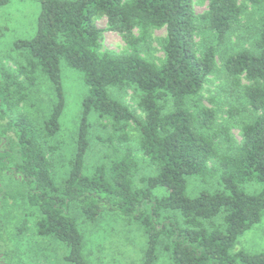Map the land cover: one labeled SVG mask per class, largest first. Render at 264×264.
I'll return each instance as SVG.
<instances>
[{
    "label": "trees",
    "instance_id": "obj_1",
    "mask_svg": "<svg viewBox=\"0 0 264 264\" xmlns=\"http://www.w3.org/2000/svg\"><path fill=\"white\" fill-rule=\"evenodd\" d=\"M208 1L198 15L196 0H40L36 36L15 44L27 53V63L17 71L0 65V196L5 177L23 183L27 203L40 212L37 234L65 244L67 261L90 264L76 213L97 222L108 210L144 228L143 264H155L160 246L174 264H264V252H234L239 237L264 214V10L260 51L239 50L223 61L232 91L241 89L252 118L238 121V110L230 107V123L218 125V111L200 104L219 70L221 45L242 26L246 6L262 7L264 0ZM8 2L0 0V7ZM104 17L126 52L102 50L97 22ZM160 29L166 36L158 63L142 48ZM62 61L82 73L88 94L69 175L58 183L49 142L61 129L65 106ZM38 72L56 95L43 122L20 110ZM128 89L138 96L140 114L114 95ZM91 115L106 135L99 138L105 150L89 172ZM233 122L240 124V143ZM142 159L154 174L138 185ZM193 178L217 180L220 188L189 196ZM250 183L261 191L246 192ZM5 254L0 247V264H8Z\"/></svg>",
    "mask_w": 264,
    "mask_h": 264
},
{
    "label": "rangeland",
    "instance_id": "obj_2",
    "mask_svg": "<svg viewBox=\"0 0 264 264\" xmlns=\"http://www.w3.org/2000/svg\"><path fill=\"white\" fill-rule=\"evenodd\" d=\"M195 12L200 15L208 9V0H196ZM264 6L247 5L242 26L233 31L225 44L221 45L218 61L219 70L210 77L200 99V104L218 111V125H228L230 107L238 110L237 120L248 121L253 113L243 99L241 89L232 91L225 74L223 61L225 56L239 50L249 49L259 52L256 46L260 30V18ZM41 13L40 0H9L8 4L0 7V65L17 71L27 63L28 55L25 51L17 50L18 41L30 40L37 34L38 18ZM103 31L102 50L122 54L128 50L121 35L110 31L107 19L101 18L97 22ZM138 34L139 32L136 31ZM166 30H154L148 42L142 48L143 55L159 63L164 58L162 41ZM61 75L65 106L60 118L61 129L50 140L54 147L51 158L54 163L53 174L58 183L69 175L70 161L76 151L77 134L82 115V103L88 94L81 72L69 67L65 61L61 63ZM37 86L30 98L21 104L20 110L29 113L36 120L43 122L50 114L56 95L52 84L41 73H37ZM24 80V77L21 76ZM244 83H247L244 81ZM115 97L129 104L137 110L138 96L133 89L117 90ZM90 116L91 148L86 161L87 169L92 171L99 162L103 152V143L99 140L106 135V130L99 124L95 115ZM105 123V121H102ZM232 134L241 142L240 124L233 122ZM236 125V126H235ZM132 133V131H131ZM135 134V133H133ZM140 171L136 176V183L143 177L154 174L148 160H139ZM211 182V181H210ZM209 182V183H210ZM3 194L0 196V247L5 251L4 260L8 264H73L66 260L69 248L52 238L41 237L37 234V223L40 212L31 207L24 197L25 185L12 177L4 178ZM203 183L193 178L189 181V196H197L204 190L215 191L220 188L217 180ZM248 193L261 191L257 183L244 186ZM14 196L13 198H11ZM15 196H18L15 198ZM79 228L84 237V255L90 264H143L148 246V237L144 228L137 222L118 212L105 211L97 222H90L77 213ZM243 251L250 255L264 252V214L262 220L250 230L241 235L234 248V252ZM158 259L155 264H174L170 254L158 248Z\"/></svg>",
    "mask_w": 264,
    "mask_h": 264
}]
</instances>
